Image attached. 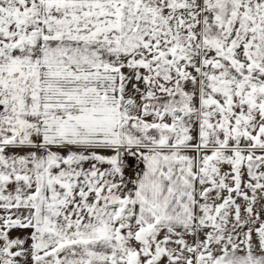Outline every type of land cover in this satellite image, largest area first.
<instances>
[{"label": "snow or ice", "instance_id": "snow-or-ice-1", "mask_svg": "<svg viewBox=\"0 0 264 264\" xmlns=\"http://www.w3.org/2000/svg\"><path fill=\"white\" fill-rule=\"evenodd\" d=\"M0 264H264V0H0Z\"/></svg>", "mask_w": 264, "mask_h": 264}]
</instances>
